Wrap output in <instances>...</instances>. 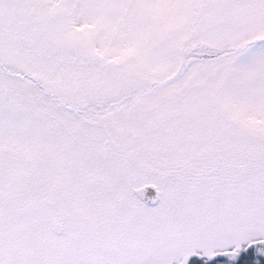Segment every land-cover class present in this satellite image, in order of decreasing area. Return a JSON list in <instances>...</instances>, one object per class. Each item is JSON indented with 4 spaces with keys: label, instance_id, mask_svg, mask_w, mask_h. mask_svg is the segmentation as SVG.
<instances>
[{
    "label": "snow or ice",
    "instance_id": "obj_1",
    "mask_svg": "<svg viewBox=\"0 0 264 264\" xmlns=\"http://www.w3.org/2000/svg\"><path fill=\"white\" fill-rule=\"evenodd\" d=\"M0 264H264V0H0Z\"/></svg>",
    "mask_w": 264,
    "mask_h": 264
}]
</instances>
